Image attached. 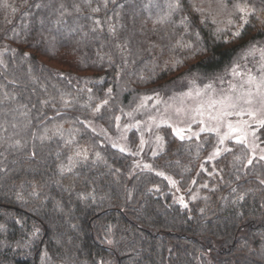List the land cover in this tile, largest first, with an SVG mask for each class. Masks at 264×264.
<instances>
[{"label": "trees", "instance_id": "obj_1", "mask_svg": "<svg viewBox=\"0 0 264 264\" xmlns=\"http://www.w3.org/2000/svg\"><path fill=\"white\" fill-rule=\"evenodd\" d=\"M171 2L0 0V264H264L250 147L213 156L217 133L164 125L140 167L139 131L129 150L108 139L143 99L216 82L264 46V0ZM237 3L256 14L233 38Z\"/></svg>", "mask_w": 264, "mask_h": 264}, {"label": "rangeland", "instance_id": "obj_2", "mask_svg": "<svg viewBox=\"0 0 264 264\" xmlns=\"http://www.w3.org/2000/svg\"><path fill=\"white\" fill-rule=\"evenodd\" d=\"M264 48L256 47L257 51H255L252 55H249L250 60L246 63H243L238 66L237 72L239 75L234 74L233 70H231L224 78L219 79L216 82H210L206 85H211L210 88H205V85L192 86L187 89L185 92L174 94L169 96L168 98H160V97H151L143 99L142 104L136 110H139V115L141 118L132 121V122H119V132L115 136L108 135L109 141L120 149L129 150L128 147V133L131 129H136L139 131V147L135 152L137 155V164L141 167H145L146 161L145 156L148 152L157 151L161 145L162 137L159 134V127L168 125L172 129H184L181 133L184 137H194L201 133V127H211L215 128L219 124V140L221 136H224L226 132H228L227 123L231 121L234 125L242 120H246L249 122V127L247 129L248 132V142L249 144H257L258 147L255 148V151L252 150L253 156H261L264 155V152L261 151L263 149L258 142V138L254 139L251 131L252 128H256L255 120L264 119V108L261 107L260 104V95L257 93L256 83L249 85L246 83L248 79V75L251 74L256 78V81L259 82L262 78H264V69H262V65H264V60L261 59L259 49ZM251 90L253 93L252 99L253 104L248 105L240 102L239 107L236 111L247 110L252 108L257 111V115L255 119L249 117L245 114L243 117H226L222 121L209 120L207 108V102L211 100H219L225 96H231L233 98L240 96L242 93ZM191 91L192 96H185L184 93ZM199 91L201 95L196 96L195 93ZM260 93H264V87L260 89ZM247 99V97H244ZM204 104V116H199L196 114V108L200 104ZM177 109H182L179 113ZM219 110V105L216 106V109L211 110L213 115L217 114ZM138 114V112H137ZM195 119V123L193 120ZM200 120H204V124L200 123ZM90 126L97 132L102 133L104 136L106 135L103 130L97 125L91 123ZM257 132V131H256ZM175 133V132H174ZM196 133V135H193ZM216 133V132H215ZM176 134V133H175ZM257 134V133H256ZM238 133H232L231 138H227L224 140L223 144L218 143L217 147L221 149L222 152L226 148V143L229 139L235 140V136ZM157 137H160V140H157ZM143 141V143H142ZM217 147L213 150L211 155L215 152ZM174 180L170 179V184L175 188L177 193V199L182 203H187V198L185 192L181 191L177 186V183H173ZM194 197V194H191V199Z\"/></svg>", "mask_w": 264, "mask_h": 264}, {"label": "snow or ice", "instance_id": "obj_3", "mask_svg": "<svg viewBox=\"0 0 264 264\" xmlns=\"http://www.w3.org/2000/svg\"><path fill=\"white\" fill-rule=\"evenodd\" d=\"M180 7V3L179 0H172V2L169 4V8L171 10H176ZM236 10L241 14L240 19L242 21V23H240V25L238 26L237 30L235 32L232 33V37H238L241 35V29L247 24L249 23V17L252 15L256 14V10L254 8L249 7L247 4L241 5L240 3H237L235 5ZM98 9H93V11H97ZM187 21V17H185L181 23H186ZM98 23V22H97ZM232 21L229 20V24H231ZM218 31H220L218 29ZM255 51H257V49H255V46L253 45L252 48H250L247 51V55H252ZM260 52L261 55V59L264 60V48L259 49L258 50ZM237 68L238 65H233V73L239 75L240 73L237 72ZM262 69H264V65H262ZM246 83H248L249 85L256 83V88H257V93L260 95V104L261 107L264 108V93H260V89L262 87H264V78H262L259 82L256 81V78L254 76H252L251 74L248 75V79L246 81ZM211 85H205V88H210ZM183 95L185 96H192V92L189 91L187 93H184ZM196 96L201 95V93L199 91H197L195 93ZM253 93L251 90H248L244 93H242L240 96H237L235 98L231 97V96H225L222 99L219 100H211L209 102H207V108L209 109L208 112V119L209 120H216V121H222L224 120V118L226 117H231V116H236V117H243L245 114H247L249 117H252L253 119H255L256 115H257V111L253 110L252 108H249L247 110H241V111H236V109L239 107V104L241 101H243V103L251 105L253 104V99H252ZM244 97H247V99H244ZM106 103V101H105ZM219 105V110L217 111L216 115L212 114L213 109H216V106ZM99 105L97 106V111L99 110ZM204 107L205 105L202 103L200 105L197 106L196 108V114L199 116H204L205 112H204ZM180 111H182V109H177V112L179 113ZM117 119H119V117H117ZM195 119L193 120V123H195ZM200 123L203 125L204 124V120H200ZM256 123V128H252L251 134L253 136V138H256V131L258 129L264 128V119H259V120H255ZM251 127L249 125V122L246 120H240L238 121L235 125L229 121L227 123V128H228V132H226L224 134V136L220 137L219 143L223 144L224 140L227 138H231L232 133H238V135L235 136V140L237 143H242L245 146L250 147L253 152L255 151V148L258 147L257 144L253 143V144H249L247 136H248V132L247 129ZM173 131L176 133V135L180 136L181 139H184L185 137L181 134L184 129H176L174 128ZM201 132H216L217 134H219V124L217 125V127L215 128H211V127H201L200 129ZM193 135H196V133H193ZM160 137H157V140H160ZM143 143V141H142ZM115 147V145H113ZM121 151H124L123 148L120 149ZM229 149H224V151H228ZM221 149L219 147H217V149L215 150V152L213 153V156H217L220 154ZM262 152H264V149H261ZM211 158V157H210ZM261 160H264V155L260 156ZM252 159L249 158L248 159V164H252ZM145 167H148V165H145ZM162 175V173H161ZM173 183H175L173 181ZM261 183H264V180L261 181Z\"/></svg>", "mask_w": 264, "mask_h": 264}]
</instances>
